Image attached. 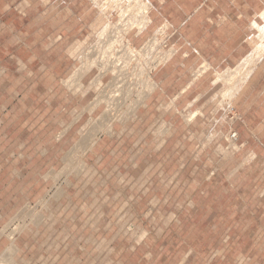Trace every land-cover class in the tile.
<instances>
[{
  "label": "rangeland",
  "instance_id": "obj_1",
  "mask_svg": "<svg viewBox=\"0 0 264 264\" xmlns=\"http://www.w3.org/2000/svg\"><path fill=\"white\" fill-rule=\"evenodd\" d=\"M89 1L90 27L62 48L61 57L72 64L68 75L60 78L65 88L36 87L40 78L29 77L27 63L10 60L7 51L0 55V260L9 264H264V169L257 163L242 167L254 158L250 153L254 145H242L247 128L244 114L256 116L258 122L264 113V55L248 69L250 74L239 67L254 51L264 25V0H236L237 5L252 8L236 14L245 25L237 34L249 36L251 48L245 58L227 68H216L196 53L195 45H185L183 37L202 34L193 24L172 34L171 21L167 32L165 26L147 27L149 3L137 5L140 1L132 0L136 9L128 17L120 16V21L117 9L127 7V0ZM183 3L192 7L191 0ZM152 38L159 44L156 48L167 40L166 58L171 55L167 64L179 65L167 79V95L161 93L160 98L152 94L157 83L152 89L142 84L145 72L156 67L148 64L147 68L137 57ZM108 42L115 44L110 45L112 50H106ZM248 45L242 48L248 50ZM204 48L210 50L212 45ZM102 50L106 56L121 55L117 67L130 72L133 86L114 85L113 59L100 60L105 56ZM105 62H110L107 69ZM31 64L39 69L36 61ZM86 65L90 69L82 77ZM230 75L239 81L228 85L224 79ZM98 78L101 90L94 87ZM231 85L236 86L233 94ZM103 90L105 101L110 93V101L115 98L117 90L122 97L108 106L99 101ZM254 100L261 108L249 109ZM67 103L72 109L64 108ZM56 106L62 107L59 118ZM105 110L116 118H109ZM155 118L167 120V126L154 124ZM101 120L104 125L113 121L108 132ZM149 122L152 129L167 130L166 141L159 139L154 146L147 140ZM231 130L238 132L237 141L230 139ZM86 133L99 139L82 156ZM78 146L82 153L76 156L72 152Z\"/></svg>",
  "mask_w": 264,
  "mask_h": 264
},
{
  "label": "crops",
  "instance_id": "obj_2",
  "mask_svg": "<svg viewBox=\"0 0 264 264\" xmlns=\"http://www.w3.org/2000/svg\"><path fill=\"white\" fill-rule=\"evenodd\" d=\"M145 1L151 5L149 10L147 9L150 18L147 27L153 25V29L156 30L165 26L167 32V21H171L172 34H176L177 30H182L186 25L187 28L192 24L199 27L202 31L199 38H193L190 35L183 37L180 34L178 40L183 37L185 45H195L196 53L198 55L202 53L204 58L212 62L216 68L233 66L238 60L248 55L251 47L247 39L250 40V38L245 34L242 36L237 34V30L245 28V25L240 24V21L236 19L237 12L245 14L252 10L248 4L237 5L236 0H191L192 7L188 8L183 6L185 5L182 4L183 0ZM90 5L89 0H0V55L7 51L10 60L27 63L26 66L30 68L31 73L28 72L29 77L36 75L40 78L35 81L36 87L65 88L60 78L68 75L72 64L66 56L61 57L62 48L67 46L70 40L83 36L87 32L91 25ZM118 12L119 10L117 14ZM173 13L176 15L173 16ZM208 43L212 45L210 50L204 48ZM246 44L248 50L243 49ZM184 57L190 56L184 55ZM1 61L3 59L0 56ZM33 61H36L37 65L39 63V69L32 66ZM178 66L168 65L166 62L153 71V78L157 83L153 95L157 94L158 98L161 93L167 95V79L173 75L172 72ZM30 83L33 82L30 80ZM255 101L251 102L249 109L261 108V105H256ZM150 105L152 103L149 104V108H151ZM153 105L156 106V102H153ZM72 107L73 105L67 103L64 108L68 110ZM61 108V106L54 107L57 109L55 114L57 118L60 116ZM247 113L244 114V123L247 128L242 145L244 147H248L250 143L254 145L250 149L254 158L242 167L248 165L252 168L257 163L264 169V113L259 117L258 122H256V116ZM140 120L141 118L137 122ZM157 123L167 126V120L160 122L155 118L154 124ZM152 126L149 122L147 140L155 142L154 146L159 139L166 141L167 130L162 132L158 128L152 129Z\"/></svg>",
  "mask_w": 264,
  "mask_h": 264
},
{
  "label": "bare ground",
  "instance_id": "obj_3",
  "mask_svg": "<svg viewBox=\"0 0 264 264\" xmlns=\"http://www.w3.org/2000/svg\"><path fill=\"white\" fill-rule=\"evenodd\" d=\"M110 1H111V0H110ZM117 1H118V0H117ZM120 1H121V0H120ZM127 1H128V3H129V5H126L127 7H125V8H123V6L120 7V14H118V15H119V16H122V18H125V16L128 17V16H129L128 13H130V12H131L130 15H132V14H133V12H132L133 10H132V9H134V8L136 9V7H137V6L134 7V4H132V2H133L134 0H133V1H132V0H127ZM135 1H136V0H135ZM137 1H138V0H137ZM139 1H140V2H137V5H138V3H141V2H143V3H144V2L147 3V1H145V0H139ZM118 3H119V2H118ZM130 3H131V5H130ZM134 3H135V2H134ZM132 5H133V6H132ZM141 5H142V4H141ZM129 6H130V7H129ZM144 6H145V5H144ZM147 6H148V5H147ZM149 6H150V5H149ZM133 7H134V8H133ZM139 7H140V6H138V9H139ZM121 8H122V9H121ZM141 8H142V7H141ZM138 9H137V10H138ZM118 10H119V9H118ZM118 10H117V11H118ZM141 10H142V9H141ZM148 10H149V8H148ZM148 10H147V8H146V11H147V12H148ZM134 11H136V10H134ZM138 11L140 12V10H138ZM138 11H136V12H134V13H137ZM143 11H144V10H143ZM139 12H138V13H139ZM141 13H142V12H141ZM124 14H125V16H123ZM127 14H128V16H127ZM135 15H136V14H135ZM135 15H134V16H135ZM138 15H139V14H138ZM144 15H145V14H144ZM144 15H143L142 17H144ZM147 16H148V15H147ZM147 16H146V17H147ZM136 17H137V15H136ZM263 17H264V13H263ZM130 18H131V17H130ZM133 18H134V17H133ZM138 18H139V17H138ZM134 19H136V18H134ZM145 19H147V18H145ZM124 20H125V19H124ZM148 20H149V19H148ZM148 20H147V23L149 22ZM120 21H121V17H120ZM129 21H130V20H129ZM134 22H135V21H134ZM130 23H131V22H130ZM139 24H140V23H139ZM132 25H133V24H132ZM255 25H256V24H255ZM105 27H106V26H105ZM141 27H142V26H141ZM259 30H260L261 32H260V34L258 35L257 39L254 41V51L252 52V54H250V55H249V56H248V57L242 62V64L240 63L241 66H239V67H240V70H241L242 72H243V71H249V74H250V72H252V70H248V69L251 68V67H253V66L255 67L254 64H256V62L261 61V59L263 58V55H264V25H263V27L261 26V29H259ZM103 32H104V31H103ZM156 36H157V35H156ZM152 39H153V38H152ZM154 39H155V37H154ZM154 39H153V40H154ZM157 41H158V40H157ZM126 42H127V41H126ZM161 42H162V41H161ZM77 43H78V42H77ZM109 43H110V42H108V47H109V48H106V50L111 49V46H112V45H115V44H111V43H113V42H111L110 44H109ZM154 43H155V40L152 42V45H149V48H153V47H155L156 44L159 45L158 43H156V44H154ZM110 45H111V46H110ZM75 46H76V48L78 47L77 45H75ZM105 46H106V45H105ZM106 47H107V46H106ZM73 48H75V47H73ZM73 48H72V49H73ZM145 48H146V47H145ZM112 49H113V47H112ZM112 49H111V50H112ZM114 50H116V49H114ZM118 50H119V49H118ZM132 50H133V49H132ZM140 50H141V49H140ZM140 50H139V51H140ZM71 51H72V50H71ZM73 51H74V49H73ZM102 52L105 53L104 50H102ZM121 52H122V51H121ZM128 52H130V51L128 50ZM107 53H109V52L107 51ZM111 53H112V52H110V55H109V56L107 55V57H109V61H110V59H113L112 61H113L114 65L111 64V66L113 65V67H112V71H113L114 74H115V78H114V81H112V82H114V85H115V83H118V82H119V81H118L119 78H120L119 76H121L122 73H124L123 71H124V70H127V69H126V68H125V69H123V68H118V67H117V62H118V61L116 62L117 57L114 58L115 56L113 57V54L111 55ZM122 54H123V53H122ZM132 54H133V53H132ZM140 54L142 55V52H141ZM129 55H130V54H128V56H129ZM141 55H140V57H143V55H142V56H141ZM105 56H106V53H105ZM132 56H133V55H132ZM170 56H171V55H170L169 53H167V60L170 58ZM107 57H106V58H107ZM120 57H121V56H120ZM124 57H125V56H124ZM138 58H139V57H138ZM107 59H108V58H107ZM133 59H134V58H133ZM104 60H106V59L104 58ZM131 60H132V59H131ZM107 61H108V60H107ZM125 61H126V60H125ZM127 61H128V60H127ZM136 61H137V59H136ZM88 62H89V61H88ZM93 62H94V61H93ZM93 62H92V61L90 62V63H91L90 66H94V65H95V64H94V65L92 64ZM110 62H111V61H110ZM110 62H108V64H110ZM164 62H165V61H164ZM94 63H95V62H94ZM101 63H102V64H101ZM103 63H104V61H103V62L100 61L99 64L102 65V66H104ZM105 63H106V62H105ZM119 63H120V62H119ZM87 64H88V63H87ZM108 64L106 63V68H104V67H103V68H104V69H107V68L109 67V66L107 67ZM124 64H126V63L124 62ZM135 65H136V64H135ZM135 65H134V66H135ZM139 65H141V64L139 63ZM149 65H150V64H149ZM149 65H148V67H147V65H146V67L149 68V67H150ZM257 65H258V64H257ZM90 66H89V65H86L85 67H82V68H84V70L81 72V74H80V73H79V74L83 77V75L85 74V72H87V71L90 69ZM118 66H119V64H118ZM127 66H128V65H127ZM134 66H133V68L136 69V67H134ZM144 66H145V65H144ZM119 67H120V66H119ZM122 67H123V65H122ZM138 67H139V66H138ZM151 67H152V66H151ZM154 67H155V65L153 66V68H154ZM103 68H102V69H103ZM109 69H110V68H109ZM135 69H134V71H135ZM137 69H138V68H137ZM141 69H142V67H141ZM253 69H254V68H253ZM110 70H111V69H110ZM118 70H119L120 72H118ZM132 70H133V69H131L130 71H132ZM142 70H143V69H142ZM142 70L139 69V70H138V73H140V71L142 72ZM236 70H238V67H237ZM112 71H111V72H112ZM134 71H133V73H134ZM143 71H144V70H143ZM241 71H240V73H241ZM149 72H150V71H149ZM149 72H148V73L145 72V76H144V80L142 81V84H143L144 86H147V87H149V88L152 89V87H155L154 84L156 85V82L154 81L153 77L151 76V74H150L151 72H150V73H149ZM131 73H132V72H131ZM142 73H144V72H142ZM232 73L234 74V72H232ZM238 73H239V72H236L235 74L237 75ZM125 74H126L125 77H128V76H129V74H127V71L125 72ZM136 74H137V72H136ZM140 74H141V73H140ZM140 74H137V76H138L139 78H140V76H139ZM242 74H243V73H242ZM242 74H240V77H242V76H241ZM244 74H247L246 77L248 78V76H249L248 73L245 72ZM130 75H131V74H130ZM228 75H229V74H228ZM238 75H239V74H238ZM75 76H76V75H75ZM81 76H78V77L82 78ZM133 76H134V75H133ZM137 76H136V78H138ZM219 76H220V75H219ZM221 76H222V75H221ZM221 76H220V77H221ZM234 76H235V75H234ZM234 76H233V75H230V77H226V76H225V79H224V80H226V81H224V82H229V83H227V84L229 85V84H232V83H236V81H239V80H236V77H234ZM101 77H102V76H101ZM141 77H142V76H141ZM80 78H79V79H80ZM222 78H223V77H222ZM237 78H238V77H237ZM243 78H245V77H243ZM98 79H99V78H98ZM233 79H235V80H233ZM76 80H78V78H77ZM94 80H95V79H94ZM96 80H97V79H96ZM138 80H139V79H138ZM220 80H223V79H220ZM78 81H79V80H78ZM117 81H118V82H117ZM140 81H141V79H140ZM234 81H235V82H234ZM101 82H102V81H100V79L97 80V81H95V82H93V83H94V87H95V88H99V89L101 90V87H102V86H101V85H102ZM130 82H131V80H130ZM136 82H137V81H136ZM131 83H132V82H131ZM136 84H137V83H136ZM138 84H139V83H138ZM116 85H117V84H116ZM140 85H141V84H140ZM232 85H233V84H232ZM232 85H231V88L229 87L230 90L228 89L231 93L233 92V91H231V90L233 89V88H232V87H233ZM235 85H236V84H235ZM96 86H97V87H96ZM117 86H118V85H117ZM131 86H133V85L131 84L130 87H131ZM136 86H139V85H135L134 88H135ZM104 88H105V87H104ZM117 88H118V87H117ZM117 88H116V89H117ZM119 88H120V87H119ZM121 88H126V87H121ZM128 88H129V87H128ZM136 88H137V87H136ZM141 88H142V87H141ZM110 89H111V88H110ZM110 89H109V90H110ZM130 89H131V88H130ZM151 89H150V90H151ZM234 89H236V86H235ZM234 89H233V90H234ZM238 89H239V88H238ZM123 90H124V89H123ZM140 90H141V89H140ZM145 90H147V89H145ZM118 91H119V90H117V92L115 91L116 94H115V93H114L115 95L113 94L114 97H115V96H116V97H117V96L119 97L120 94L117 95ZM124 91H125V90H124ZM226 91H227V90H226ZM229 91H227V93H228ZM121 92L123 93V91L120 90L119 93H121ZM237 92H238V90H237ZM237 92H236V93H237ZM106 93H107V92H106ZM106 93H105L104 90L102 91V93L100 94L101 99H99V101L107 102L108 106H110V105H111V104H110L111 101H112L113 99H116V97H115V98H112L111 101H110V95H111V93H110V95L107 96V97H109V101H108V98L106 99L107 101H105V98H106L105 96L107 95ZM125 93H126V91H125ZM125 93H124V94H125ZM128 93H129V92H128ZM128 93H126L125 95L128 96ZM140 93H142V91H141ZM234 93H235V92H234ZM105 94H106V95H105ZM130 94H131V93H130ZM225 94H226V92H225ZM225 94H224V95H225ZM232 94H233V93H232ZM104 95H105V96H104ZM121 95H122V94H121ZM121 95H120V98L122 97ZM135 95H136V94H135ZM138 95H139V94H138ZM226 95H227V94H226ZM97 96H98V95H97ZM98 97H99V96H98ZM102 97H104V98L102 99ZM118 97H117V99H119ZM124 97H125V96H124ZM127 98H129V97H127ZM140 98H141V97H140ZM228 98L230 99V93H229V97H228ZM97 99H98V98H97ZM97 99H96V102H98ZM125 99H126V98H125ZM125 99H124V100H125ZM137 99H139V98L137 97ZM231 99H232V96H231ZM139 100H140V99H139ZM113 101L115 102V100H113ZM122 101H123V100H122ZM137 101H138V100H137ZM114 104H115V103H114ZM119 104H120V103H119ZM137 104H138V103H137ZM137 104H136V105H137ZM112 106H113V104H112ZM117 106H118V105H117ZM115 107H116V106H115ZM110 108H111V107H110ZM118 108H119V106H118ZM107 109L109 110V108H107ZM119 109H120V108H119ZM116 111H117V110H116ZM105 112H107V114H109V111H106V110H105ZM118 112H119V111H118ZM120 112H121V111H120ZM107 114H104V115H107ZM110 114H113V113H110ZM110 114H109L110 117H109V116H108V117H109V118H112V117L114 116V114H113V115H110ZM116 115H117V114H116ZM120 115H121V114H120ZM120 115H118V116H120ZM111 116H112V117H111ZM102 117H103V116H102ZM104 117H105V116H104ZM108 117H105V118L108 119ZM114 117H115V116H114ZM105 118H104V121L107 120V119L105 120ZM115 118H116V117H115ZM117 118H118V117H117ZM126 118H127V117H126ZM113 119H114V118H113ZM99 120H100V119H99ZM115 120H116V119H114V121H115ZM93 121H94V120H93ZM101 121H102V120H101ZM89 122H90V121H89ZM97 122H98V121H96V124H95V125L100 126V124H97ZM91 123H93V125H94V122H91ZM99 123H100V121H99ZM103 123H105V122L102 121V124H101V125L104 126L103 128H105V125H106V124L104 125ZM107 124H108V120H107ZM112 124H113V121H112L111 123L109 122V125H106V128H105L104 130L106 131V130L108 129V130H107V132H108V131L111 129L110 127H112ZM90 125H91V124H90ZM100 127H101V126H100ZM100 127H99V128H100ZM93 128H94V127H93ZM109 128H110V129H109ZM87 129H88V127H87ZM100 129L102 130V127H101ZM89 130H90V129H89ZM93 130H94V129H93ZM101 130H100V131H101ZM82 131H83V130H82ZM84 132H86L85 129H84ZM97 132H98V131H97ZM89 133H90V132H89ZM102 133H103V132H102ZM93 134H94V133H93ZM82 135H83V133H82ZM84 135H85V134H84ZM95 135H96V134H95ZM95 135H94L93 137H91V139H90V138H88L89 136H87V133H86V136H87V137H86V139H84V140H86L87 142H86V144L83 143V147H82V149H84L83 153H82V150H81V147H80V146H78L79 148L76 147L77 149H76L74 152H72V151H71V152L74 153V154H76V156H77L78 152H81V153H82V156L85 155V153H86L88 150H90L91 148H93V147L95 146L97 140L99 139V138H98L97 136H95ZM90 136H92V135H90ZM82 138H83V137H82ZM87 138L90 139V140L88 141ZM80 140H81V139H80ZM80 140H79V142H80ZM82 140H83V139H82ZM80 143H81V142H80ZM78 144H79V143H78ZM75 152H77V153H75ZM68 154H69V153H68ZM71 156H72V155H70V157H71ZM79 161H80V160H79ZM71 162H72V161H71ZM76 163H77V162H76ZM66 165H67V164H66ZM71 166H72V165H71ZM79 166H80V165H79ZM72 168H73V167H72ZM75 171H76V170H75ZM73 173H74V172H73ZM75 173L77 174V171H76ZM79 173H80V172H79ZM78 175H79V174H78ZM11 246H13V245H11ZM9 247H10V246H9ZM15 248H16V247H15ZM15 248H13V247L11 248V247H10L9 249H15ZM6 249H7V248H6ZM6 249H5V250H6ZM6 252H7V251H6ZM8 252H9V251H8Z\"/></svg>",
  "mask_w": 264,
  "mask_h": 264
},
{
  "label": "built area",
  "instance_id": "obj_4",
  "mask_svg": "<svg viewBox=\"0 0 264 264\" xmlns=\"http://www.w3.org/2000/svg\"><path fill=\"white\" fill-rule=\"evenodd\" d=\"M153 42V40H152ZM152 42L150 43V45H152ZM165 51H167V40L166 42L164 43V45H162V47H159V48H156L153 47V48H149V45L147 46L146 49H142L141 52H142V55L144 56L143 58L141 57V59H143L142 61H145L146 64H151V65H155V67H159L161 65H163L164 63L167 62V58H166V55H165ZM147 52H149L147 54ZM167 53V52H166ZM121 56V55H120ZM118 57V58H121V57ZM140 54L138 53V56L139 57ZM107 56H100V60H102L103 58H106ZM117 58V59H118ZM163 61V62H162ZM165 61V62H164ZM154 69L151 71L153 73ZM127 74H129L128 77H130V72H127ZM126 74L125 72L122 73L121 76H119V82L117 83L119 85V87H126L128 88L129 84H132L128 77H125ZM127 83V84H126ZM238 132L235 131V130H231L230 131V139L234 142V141H237L238 140ZM0 264H9L8 262L6 261H2L0 260Z\"/></svg>",
  "mask_w": 264,
  "mask_h": 264
}]
</instances>
